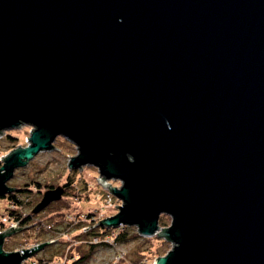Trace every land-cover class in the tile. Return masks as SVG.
I'll use <instances>...</instances> for the list:
<instances>
[{
    "label": "water",
    "instance_id": "1",
    "mask_svg": "<svg viewBox=\"0 0 264 264\" xmlns=\"http://www.w3.org/2000/svg\"><path fill=\"white\" fill-rule=\"evenodd\" d=\"M23 125L0 197L64 137L122 203L98 225L172 244L153 264H264V0H0V136ZM26 229L0 264L55 241L6 253Z\"/></svg>",
    "mask_w": 264,
    "mask_h": 264
},
{
    "label": "rangeland",
    "instance_id": "2",
    "mask_svg": "<svg viewBox=\"0 0 264 264\" xmlns=\"http://www.w3.org/2000/svg\"><path fill=\"white\" fill-rule=\"evenodd\" d=\"M31 131L32 128L30 126L23 125L19 129L6 131L1 135L0 161L12 151V148L25 147L27 145L26 138H29ZM8 135L15 137L17 139L16 142H12L8 138ZM54 145V148L57 149L42 152L26 167L15 170V175L9 184L14 187L35 186L36 183H40L41 186H62L69 176L74 182L71 192L76 193L77 196L72 197L71 201L62 202L59 207H54L44 214V217H46L50 213L51 216L56 213H62L61 215L52 217L51 223L57 220L59 223L57 222L54 225L50 223L45 227L46 232L38 236L33 227L16 233L7 239L4 244L6 253L30 249L55 240L39 250L38 253H35L27 261L31 259L35 260V258L45 259L48 263L58 262V259L64 260V258L70 261L76 255L75 253H77L76 244L81 240L83 252L88 255V259L81 264H112L118 256L122 257L119 262L120 264H153L157 257L164 256L171 250L172 244L163 239L158 237L149 238V240L141 238L135 227H128L125 231L126 237L124 240H121L115 246L110 247L102 244L90 250L89 246L85 243L90 241L91 238L89 236L85 238L83 236L77 237L80 229L83 226L89 225V217L87 216L85 219L84 216L90 214L96 222L101 221L103 218L117 214L118 207L116 206H120L122 203L98 183L97 178L100 175L97 167L86 166L82 170L73 171L67 168L71 158L75 157L78 153L75 145L64 137H58ZM109 182L116 187L121 186L119 181L110 180ZM35 192L34 189L31 195L32 200L38 197ZM77 198L82 200L79 202ZM6 202V199L0 198V220L4 224L5 230L13 226L12 222L7 220L4 215V209L8 205ZM161 218L166 223L164 228L171 224L170 217L162 215ZM39 219L42 220V216ZM0 230V232H3L1 224ZM60 261L59 263L63 264V261Z\"/></svg>",
    "mask_w": 264,
    "mask_h": 264
},
{
    "label": "trees",
    "instance_id": "3",
    "mask_svg": "<svg viewBox=\"0 0 264 264\" xmlns=\"http://www.w3.org/2000/svg\"><path fill=\"white\" fill-rule=\"evenodd\" d=\"M8 138L10 140H12V142H14V143L17 140L15 137L10 136V135H8ZM0 166H1V162H0ZM66 179H67V181L62 186H53V185L41 186L40 183H36L37 186L36 185L35 186L25 185V187H23V186L15 187V188H17V189H15V192L9 194L7 197L6 203H8V205L4 209V215L6 216L5 218H7V220L11 221L12 225L19 224L20 227H27V229L34 227V229L36 230V235H38V236L41 235L43 232H46L45 227L51 223L52 217L57 216V215H61L62 213H56L53 216H51V213H50V215H46V217H44V214L46 212L48 213V210H51L54 207L55 208L59 207L62 202L71 201L70 199L72 197L77 196L76 193L71 192V190H72L71 188L74 187L73 180L69 176ZM33 188L35 189V191H36L35 193L38 196L34 200H32V198H31L32 192H34ZM54 191H58V193L61 194V197L59 199L51 201L50 203L46 204L43 207H40V205L43 203L42 200H44V198H45V194L48 192H54ZM0 198L4 199V197H0ZM77 200L80 202L82 199L77 198ZM26 210H28V211H26ZM41 216H42V220L39 219V218H41ZM87 216L89 217L88 221L90 219L89 225L83 226L82 229H80L79 235H77V237L83 236L85 238V237L89 236L91 239H90V241L86 242L85 244H87L89 246L90 250H93L96 246L102 245V244H106L110 247L115 246L117 243H119L121 240H124V238L126 237L125 231L128 228V226L121 227L119 230L114 232V235H112L113 234L112 229L98 225L100 221L96 222L90 214L85 215L84 216L85 219L87 218ZM57 222L59 223V221L57 220L51 224L54 225ZM0 224H1L2 230L4 231L5 227L3 226L4 224L1 220H0ZM159 224L161 227H164L166 225L163 218H160ZM107 235L113 236V238H112L113 242L110 244L104 242V238ZM95 238H98L100 241L95 243L93 240ZM147 239L149 240V238H147ZM160 239H162V238H160ZM164 241H166V240H164ZM80 242H81V240H80ZM80 242L76 244L75 247L77 249V253H75L76 255L72 259H70V261H68V260H66V258H64V260L58 259V262L48 263L45 259H36L35 258V260L31 259V260L27 261L26 264H58L60 260H61L60 262L63 261V264H81L88 259V255L83 252L84 249L82 248V245Z\"/></svg>",
    "mask_w": 264,
    "mask_h": 264
},
{
    "label": "built area",
    "instance_id": "4",
    "mask_svg": "<svg viewBox=\"0 0 264 264\" xmlns=\"http://www.w3.org/2000/svg\"><path fill=\"white\" fill-rule=\"evenodd\" d=\"M121 227H123V226H121ZM121 227H119V228H117V229H113V228H110V229H112V235H114V232H116L117 230H119ZM112 235H107V236H105V238H104V242H106V243H108V244H110V243H112L113 242V236ZM94 240V242L95 243H97V242H99L100 240L98 239V238H95V239H93ZM120 259H122V257L121 256H118L116 259H115V261L114 262H112V264H117L119 261H120ZM24 264H26V261H24Z\"/></svg>",
    "mask_w": 264,
    "mask_h": 264
},
{
    "label": "flooded vegetation",
    "instance_id": "5",
    "mask_svg": "<svg viewBox=\"0 0 264 264\" xmlns=\"http://www.w3.org/2000/svg\"><path fill=\"white\" fill-rule=\"evenodd\" d=\"M10 181H11V180H10ZM10 181H8V185H9L10 187H13V188H15L14 186H11V185L9 184V182H10ZM15 189H17V188H15ZM14 192H15V191H14ZM14 192H13V193H14ZM3 197H4V199H6V200H7V197H8V195H6V196H3ZM8 239H9V238H8Z\"/></svg>",
    "mask_w": 264,
    "mask_h": 264
}]
</instances>
